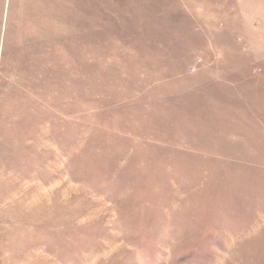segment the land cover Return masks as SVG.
<instances>
[{"label":"rangeland","instance_id":"obj_1","mask_svg":"<svg viewBox=\"0 0 264 264\" xmlns=\"http://www.w3.org/2000/svg\"><path fill=\"white\" fill-rule=\"evenodd\" d=\"M0 264H264V0H0Z\"/></svg>","mask_w":264,"mask_h":264}]
</instances>
